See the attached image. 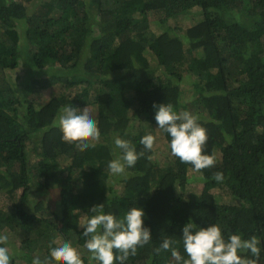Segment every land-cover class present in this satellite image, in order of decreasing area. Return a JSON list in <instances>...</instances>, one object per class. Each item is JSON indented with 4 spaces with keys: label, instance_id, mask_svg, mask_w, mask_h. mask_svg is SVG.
Returning a JSON list of instances; mask_svg holds the SVG:
<instances>
[{
    "label": "trees",
    "instance_id": "1",
    "mask_svg": "<svg viewBox=\"0 0 264 264\" xmlns=\"http://www.w3.org/2000/svg\"><path fill=\"white\" fill-rule=\"evenodd\" d=\"M178 17L196 20L183 30ZM18 68L14 81L5 77ZM42 91L49 99L29 98ZM154 102L200 117L214 166L196 171L171 155ZM69 104L93 110L94 146L61 139L56 120ZM148 133L166 149L163 161L140 143ZM115 135L144 153L126 180L107 168ZM31 153L41 159L29 164ZM193 179L201 188L188 194ZM101 203L120 216L146 212L152 239L124 264H175L171 249L155 250L165 238L187 258L188 219L218 223L225 238L255 236L264 264V0H0V234L10 264L43 260L64 240L84 264H99L80 220Z\"/></svg>",
    "mask_w": 264,
    "mask_h": 264
},
{
    "label": "clouds",
    "instance_id": "2",
    "mask_svg": "<svg viewBox=\"0 0 264 264\" xmlns=\"http://www.w3.org/2000/svg\"><path fill=\"white\" fill-rule=\"evenodd\" d=\"M154 119L158 129L170 137L168 147L171 155L182 163H189L194 170L211 168L216 163L214 155L203 151L208 140L207 130L199 122L200 117L190 111H177L171 103H153ZM62 136L67 142H76V147L87 149L94 146L90 141L100 138V129L93 110L89 105L83 109L63 106L56 120ZM156 137L148 133L141 137L144 149L151 151ZM114 158L107 162L111 174L127 179L128 170L133 168L143 152H137L132 141L120 135L113 137ZM214 180L224 181L222 172L214 174ZM89 213L82 217L80 226L86 238L84 247L91 253V259L99 264H124L129 255H135L138 247L148 244L152 239L151 230L144 224L146 212L142 207L131 206L123 215L104 211V203L93 205ZM180 239L185 256L173 248L176 243L170 238L162 239L155 249H171L175 264H256L261 248L255 236L244 239L242 234H230L225 238L218 223L212 222L204 227L192 219L182 226ZM9 236L0 234V264H10L8 247ZM116 250L119 254H114ZM248 251L252 257L244 255ZM84 264L77 248L68 240L49 248L48 256H39L31 264Z\"/></svg>",
    "mask_w": 264,
    "mask_h": 264
},
{
    "label": "rangeland",
    "instance_id": "3",
    "mask_svg": "<svg viewBox=\"0 0 264 264\" xmlns=\"http://www.w3.org/2000/svg\"><path fill=\"white\" fill-rule=\"evenodd\" d=\"M242 6H244L243 4H241ZM245 7H246V5H245ZM246 10V9H245ZM238 19L240 18V16H236ZM192 20V21H191ZM196 19L195 18H193V19H183V18H181V17H178L176 20H174V21H177V25L179 24V26H180V28H182L183 30H185V28H187V27H189V26H192V24H193V21H195ZM175 25L173 24L171 27H174ZM155 28V26H152V29H154ZM21 70L18 68V69H15V70H13V71H7L6 73H5V77H8V78H10L12 81H14L15 80V78H16V75H20L21 74ZM48 71L46 70L45 72H43V73H47ZM22 76V75H21ZM43 77H44V75H43ZM46 77V76H45ZM187 86V85H186ZM53 95V94H52ZM49 97H50V94H49V92H44V91H42V93L38 96L37 94H34L33 96H31V97H29V98H31V99H39V100H42V101H45V100H47V99H49ZM27 104V102L26 101H24L23 100V105H20L19 107H18V111L19 112H23V107L25 106ZM159 135V134H158ZM96 141V140H95ZM155 148H156V151H155V153H154V159L155 160H161V161H163L164 160V158H165V156H166V154H167V151H166V149L165 148H163V146H162V144L160 143V142H158V143H156L155 144V146H154ZM28 156V159H30L29 160V164H34L36 161H38V160H40L41 159V157H39L38 155H36V154H33V153H31V154H28L27 155ZM114 176V175H113ZM200 181L198 180L197 181V179H193L191 182H190V184H189V186H188V194H193L194 192H197V191H199V189L201 188V184L199 183ZM115 187H114V192H120V188L117 186L118 185V181L116 180L115 181ZM53 194H48V195H45V197L43 198V200L45 201H48V202H53V200H54V197L52 196ZM42 196L43 195H40V194H36L35 196H34V198H42ZM52 196V197H51ZM81 221V220H80ZM14 246V245H13ZM15 247V246H14ZM10 252V251H9Z\"/></svg>",
    "mask_w": 264,
    "mask_h": 264
}]
</instances>
